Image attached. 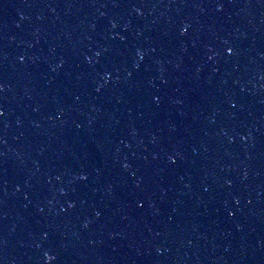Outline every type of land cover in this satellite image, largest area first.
I'll use <instances>...</instances> for the list:
<instances>
[{
    "label": "water",
    "instance_id": "95a60500",
    "mask_svg": "<svg viewBox=\"0 0 264 264\" xmlns=\"http://www.w3.org/2000/svg\"><path fill=\"white\" fill-rule=\"evenodd\" d=\"M0 110V264H264V0H0Z\"/></svg>",
    "mask_w": 264,
    "mask_h": 264
},
{
    "label": "snow or ice",
    "instance_id": "6c2138e0",
    "mask_svg": "<svg viewBox=\"0 0 264 264\" xmlns=\"http://www.w3.org/2000/svg\"><path fill=\"white\" fill-rule=\"evenodd\" d=\"M216 6H217V8H220V7H222L223 5H222V3L217 2ZM185 31H187V29H185ZM232 51H233L232 48H228V52L231 53ZM0 114H2V110H0ZM172 159H174V157H172ZM46 255H47V258H48L49 261H52V260L55 259V257L52 256V255H48V254H46Z\"/></svg>",
    "mask_w": 264,
    "mask_h": 264
}]
</instances>
